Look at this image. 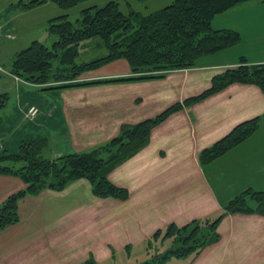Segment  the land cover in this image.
Wrapping results in <instances>:
<instances>
[{
	"label": "crops",
	"instance_id": "crops-1",
	"mask_svg": "<svg viewBox=\"0 0 264 264\" xmlns=\"http://www.w3.org/2000/svg\"><path fill=\"white\" fill-rule=\"evenodd\" d=\"M20 1L32 0H0V53L5 47L9 53L8 57L36 41L33 38L36 28L38 25L41 27L44 25V18L38 15L43 4L30 10H21L15 7ZM237 6L215 17L211 21V27L214 30L238 31L231 25L239 21L249 31L248 36L243 41L242 35L238 32L241 35V42L237 46L199 58L194 69L171 73L161 81L112 84L59 92V103L47 106L46 110H53L51 115L43 110V115L38 119L43 126L49 127V130L58 135L60 133L55 129L61 125L66 130L63 131V135L67 138L68 148L64 150L67 152L62 151L56 158L69 153H80L86 148L98 147L117 136L122 124H136L154 117L177 102L200 94L210 87L213 76L234 68L239 56H245L251 64H264V44L261 50H257L259 52L256 51L255 59L248 56L249 49L243 46L244 42L248 44L249 38L264 40V2L250 1L249 5ZM16 46L20 48H15ZM99 70L83 74L80 81L114 79L130 73L129 69L123 68L120 71L97 74ZM1 79L0 82H5L2 90L5 92L2 93L7 94V91L13 89L16 93L20 92V80L11 75L5 76L3 81ZM151 85L157 89L135 98H132L135 96L133 93L125 92L126 97L119 91L128 88L136 91L142 86ZM20 103L21 100L18 105ZM126 103L129 107L127 111ZM100 106L116 112L118 119L102 116L101 123L94 121L92 110ZM147 108L150 109L147 111L145 110ZM21 110L22 108L14 106L4 111L0 143H4V134L11 127L21 125L19 124ZM147 113L152 116L147 117ZM261 115H264V94L255 86L236 84L170 116L152 131L147 147L110 173L109 181L118 187L126 188L130 194L126 202L113 200L125 204L123 205L125 207L136 208L147 206L151 199L150 202L153 204L148 207L152 209L153 214L157 213L158 207H166L167 202H174L175 206L169 210V215L160 220L158 218L153 228L149 232L146 231L150 237L157 230L163 231L171 223L182 227L192 220L217 215L224 205L248 188L264 192V143H258L255 147L254 143H242L209 165L200 166L198 163V154L203 149L227 135L239 123ZM95 118H101V113L97 112ZM262 126L264 118L260 128ZM33 129L39 131L37 134H44L41 126H35ZM15 134L18 133L8 136L7 148L3 146L2 149L13 152L18 148L20 141L37 137V134L20 133L15 140ZM247 144L252 145L247 147L246 153L239 155ZM236 151L239 153L234 154ZM245 154L249 161L259 166L257 170L247 169L238 158L239 156L246 158ZM180 172L183 174L179 176L180 179L177 177L180 180L177 184L180 191L172 192L170 190L172 182L166 181L162 194L168 199L155 200L154 197L161 193L159 187L162 185L163 177L167 176L168 179L171 173L176 175ZM85 181H76L60 192L44 190L37 196H26L21 199L18 203L19 222L0 232V264H74L68 262L71 254L63 261L55 254L63 249H65L63 254L68 251L74 253L73 250H76V243H70L71 238L75 239L77 236L76 216L80 213L88 214L93 200L88 195L89 202L80 200V205L84 208L76 206L74 202L81 191L91 193L90 184L86 181L87 185ZM24 188L25 185L20 179L0 176V204L9 195ZM96 203L97 201L94 204ZM112 204V207H115L116 203H109ZM226 222L228 225L225 232L223 228ZM217 232L220 235L219 242L210 246L211 248L208 247L209 249H204L189 264H217L218 257L220 261H228L227 264H264V217L229 215L219 224ZM62 244L66 245L59 249Z\"/></svg>",
	"mask_w": 264,
	"mask_h": 264
},
{
	"label": "trees",
	"instance_id": "trees-1",
	"mask_svg": "<svg viewBox=\"0 0 264 264\" xmlns=\"http://www.w3.org/2000/svg\"><path fill=\"white\" fill-rule=\"evenodd\" d=\"M89 0H50L59 9L68 10ZM145 2L149 0H137ZM264 0H172V3L148 15L129 11L123 14L115 2L101 8L89 7L80 12L76 27L67 15H58L47 22L46 30L56 38L51 48L38 41L17 52L8 75L40 87L42 90H68L94 86L161 81L174 72L194 69L196 61L229 50L241 42V35L231 29L214 30L211 21L235 6ZM46 1H20L15 7L30 10ZM96 39V48L106 54L89 62L76 64L81 43ZM60 59L63 66L52 72V61ZM126 61L130 74L126 77L80 81V76L115 61ZM2 74H0V79ZM251 85L264 94V64H251L240 57L234 68L212 77L210 87L200 94L177 102L152 118L136 124H122L117 136L103 146L87 153H69L50 160L41 157L48 146L46 136L20 141L17 153H0V176L20 179L25 188L9 195L0 204V232L19 222L18 203L26 196H37L44 190L60 192L70 184L86 180L91 193L98 199L112 198L119 202L129 199L126 188L112 184L108 176L118 166L148 146L152 131L170 116L219 94L232 85ZM7 94L0 95L1 111L6 107ZM28 110V109H27ZM26 110V111H27ZM264 115L236 125L227 135L198 154L200 166H206L252 137L260 128ZM264 217V192L246 189L222 208L214 220L195 219L182 227L171 223L153 233L154 240L163 236L171 240V248L141 264H162L169 257L198 256L205 248L217 243V228L229 215ZM128 250V248H127ZM83 264H95L90 256Z\"/></svg>",
	"mask_w": 264,
	"mask_h": 264
},
{
	"label": "rangeland",
	"instance_id": "rangeland-1",
	"mask_svg": "<svg viewBox=\"0 0 264 264\" xmlns=\"http://www.w3.org/2000/svg\"><path fill=\"white\" fill-rule=\"evenodd\" d=\"M42 1H46V2L40 7L38 15L39 17L44 18V25L43 27H41L40 25L37 26L36 31H35V36L33 38L36 41L40 42L41 44L45 45L47 48L52 47L56 38L54 36H50L47 33L46 25L50 19L58 15H67V19L74 25V27L77 28L79 21H80V12L85 8H89V7L101 8L110 2H115L118 4L119 10L123 14H128L129 11L132 10L142 15H148V14L161 10L162 8L172 3V0H149L145 2H140L137 0H89V1H86V2H83L77 5L74 8H71L68 10H62L54 6L52 3H50L49 2L50 0H42ZM249 4L250 2H245V3L239 4L237 7H240V5H249ZM0 12H1V9H0ZM231 26L238 29L237 32H240V34L243 37L242 39L244 41L245 38L249 34V31L246 30V27H244V25L239 21H235L234 23H232ZM248 40H249L248 44L247 42H244L243 46L249 49L248 56L255 59L254 56L256 54V51L261 50L262 44H264V40L251 39V38H249ZM2 41H4V39H2ZM97 42L98 40L93 39V40L81 43L77 49L78 56L75 60V63L81 64V63L89 62L91 60L104 56L106 54V51L104 48H96L95 44ZM27 46L28 44L26 45V47ZM17 47L20 48V46H16L15 48ZM8 49H10V47H8ZM1 53H2L3 64L0 65V74H2L1 81H3L4 77L9 74L10 64L15 55H12V56L10 55V57H8L9 53L7 52L5 47L3 48ZM240 57L241 56H239L238 58ZM115 62H113L115 64L110 63V64L103 66L102 68H100V70L98 69L99 71L96 73L97 74L106 73V72H111L113 70L120 71L123 68L124 70L129 69L126 61L119 60ZM52 66H53L52 72L54 74L57 73L58 71L57 69L63 68V66L60 63L59 58L54 59L52 61ZM91 72H94V71H91ZM129 74L130 73H128V75ZM25 83L26 82H23V81H21V84L19 83L21 90L18 93H16L14 89L11 91H7L8 100L6 103V107L1 111V116H3L4 111H8V109H10L11 107L17 106L18 109L22 108L21 110L22 114L20 118L21 122H19V124L21 125H18V126L15 125L14 127H11L8 130V132L4 134V138H3L4 143H0V153L3 151L2 150L3 146L4 147L6 146L7 144L6 139L8 138L9 135L11 136V134L13 133H18V134H15L16 136H14L15 140L18 137L17 135H19L20 133L22 134L28 133V134L35 135L39 133V131L38 132L36 130L33 131L34 130L33 127L41 126L44 134L43 135L37 134V136L39 137L46 136L49 140L48 146L42 152L41 157L45 159H50V158L54 159L62 151L67 152V151H64L65 149L68 148L66 144L67 138L63 135L64 134L63 131L66 132V130L64 126L61 125L62 127L60 126L58 127V129H55V130H58V132L60 133V135H58L56 132L49 130L48 129L49 127L43 126V124L40 123V120L38 121V119L39 117L43 115L42 114L44 112L43 110L46 111V114L48 113L51 115L53 110L52 111L46 110L48 109L47 106H50L52 103H56V104L59 103L60 101L59 92H61V90H54V91L42 90L40 87H36L31 84L25 85ZM129 84H135V83H129ZM4 87H5V82H0V95L5 94V93H2V92H5V91H2ZM156 89L157 87L153 88L151 85V86H146V87L142 86L136 91H134L132 88H128L125 90H119V91L120 93H123L125 95H126L125 92L133 93L135 96L132 98H135L137 96H141L142 94L147 95L149 94L150 91H155ZM117 92L118 90L116 91V93ZM19 100H21L20 105H18ZM31 107H34L38 110L37 116L32 119L25 117L27 111ZM128 108L129 107L126 103L125 110L127 111ZM109 109L110 108L105 107V106L93 108L92 110L93 113L91 115L94 114V117H93L94 121H96L97 123H101L102 116H105V118L116 117L114 119H118L116 112H111L109 111ZM149 109L150 108H147L145 110L148 111ZM97 112L101 113V118L99 119L95 118ZM146 116L148 117L152 115H150V113H147ZM88 117H91V116L88 115ZM102 129H103V126H102ZM244 143H254L253 145L254 147L258 143H264V126L260 128V130L257 132L255 136L250 137ZM104 144L105 143L100 144L98 147L103 146ZM250 145L252 144H247V146H245L242 151L240 150L241 154L239 155L246 153L248 149L247 147H250ZM98 147H95V148H98ZM95 148H86L80 151V153H87V152L94 150ZM6 150H7L6 151L7 154L17 153V149L13 152L8 149ZM237 153L239 152L236 151L234 154H237ZM245 157L246 158L239 156L238 158L243 161L247 169L254 168V170H257L256 168L257 167L259 168V166H257L255 163L247 159L246 154H245ZM182 175L180 172V173H177L176 175H172L171 173V176L169 175L170 178L168 179H167V176L163 177L162 185L161 187H159L161 189V193L159 192L157 196L154 197V199L160 200V201L162 200L165 201L166 199H168V197H164L162 194V191L164 190L163 187L166 184L165 183L166 181L172 182V188L170 189L172 192H175V191L179 192L180 187H178L177 184L180 180H178L177 177L179 176L181 177ZM85 183L88 185L86 181ZM87 195L89 196V198L93 199L89 207L90 210L88 211V214H84V213L77 214L76 216L77 236L75 239L71 238V242H70V243H73V242L76 243V246H75L76 250H73L74 253H72V251L67 252L66 250L67 253L63 254L65 250L63 248L65 247L66 244H62L59 247V249H63V250L61 252H56L55 254L60 257L61 261H63L65 257L71 254V259L68 262L70 263L74 262V264H83L90 256L95 261V264H141V263L151 260L153 256L156 257L155 255L164 254L171 248V240L163 239V236H161L160 238L154 240L151 244V248L147 250V243L150 237L147 235L146 231L149 232L153 228L158 218L160 220L161 218H165L166 216L169 215V210L173 209V207L175 206L174 202H167L166 207H162V206L158 207L157 213L153 214L152 209H150V207L153 204L152 202H150L151 199H149V203L146 204L147 206L143 205V206H139L136 208L134 206L125 207L123 206L125 204H119L113 199L112 200H100L92 196L89 191L87 193L81 191L77 195L78 199L74 200V202L76 203V206L78 207L82 206V208H84L83 205H80V200L82 201L84 199L86 202H89V198L87 197ZM93 201L94 203L95 201H97V203L94 204ZM111 202L116 203V205H114L115 207H112L113 204L109 205V203ZM221 213H222V210L217 215L211 216L207 219L210 221H214ZM150 225L152 226L149 227ZM227 225H228V222H226L223 228L225 232L227 231ZM59 230L60 229H58V231ZM217 231H218V228H217ZM60 234L62 235L63 232ZM213 245H210V246H213ZM210 246L208 247L211 248ZM195 257L196 256L192 254L185 256V257H180V258L169 257L162 264H189L193 259H195ZM216 263L217 264H227L228 261H224V262L222 260L220 261V257H218V259L216 260Z\"/></svg>",
	"mask_w": 264,
	"mask_h": 264
},
{
	"label": "built area",
	"instance_id": "built-area-1",
	"mask_svg": "<svg viewBox=\"0 0 264 264\" xmlns=\"http://www.w3.org/2000/svg\"><path fill=\"white\" fill-rule=\"evenodd\" d=\"M37 114H38V110H37L36 108H34V107H31V108L27 111L25 117H28V118L32 119V118L36 117Z\"/></svg>",
	"mask_w": 264,
	"mask_h": 264
}]
</instances>
